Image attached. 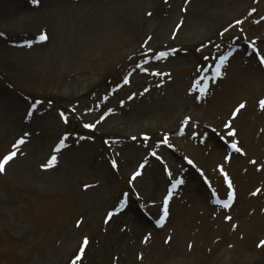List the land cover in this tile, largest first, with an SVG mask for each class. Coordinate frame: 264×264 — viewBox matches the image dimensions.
I'll return each mask as SVG.
<instances>
[{"label": "rangeland", "instance_id": "374dc122", "mask_svg": "<svg viewBox=\"0 0 264 264\" xmlns=\"http://www.w3.org/2000/svg\"><path fill=\"white\" fill-rule=\"evenodd\" d=\"M3 1L0 0V2ZM138 1L140 0H95L81 3L73 12L70 11L71 8L68 6H62L61 10H59L60 7L56 6L53 8L52 14L58 19L50 23L54 31L52 43L46 45L38 53H34L35 56L33 57L41 59L44 69H47V67L57 68L60 72L57 81L64 85H57V83L40 85L39 81L35 85L28 82L22 84L12 73V71L15 72L24 68V64L18 61H23L27 57L22 52H17L13 58H7L9 65L0 59L5 67L4 69L10 75L9 80H14L21 87L20 89L31 93V95L58 96L61 100L56 102V108H62L66 112L68 111L67 107L70 106L69 104L76 100L79 101L81 103L80 108H92L90 112L82 111V120L92 123L94 119L105 112L101 105L110 94L109 88L115 82H118L126 72L127 66L125 65L127 63L125 62L129 58V52L135 48L137 49V46L141 45L147 37L149 27L147 22L149 19H153V16L154 18L166 16L164 18L166 19L173 13L171 20H169L170 24L165 33V39L158 40L162 43L170 41L171 28L182 17L183 25L180 28V33L176 42L171 43V45L180 43L185 47L190 45L194 48L206 40H212L220 29L232 21L238 18L243 19L244 16H247L248 9L253 7L254 4L253 0H248L243 9L240 5L230 7L232 0H193L187 7V13L183 14L180 9L185 0H171L173 7L170 11H165L166 4L163 0H148L151 4L139 9V15H143L142 21L144 22L135 31V33L138 31L135 35L138 38L133 46L126 48L125 51L116 50V55H113L111 62L106 63L101 72H97L98 68L96 66L100 59H93L94 55L90 57L91 60L82 57V60H86V62L81 71L75 72L67 66L73 55L76 53L81 54L86 45L89 43L95 45L96 42L101 41L103 34L109 30L113 22ZM263 12L264 5L260 10V14ZM150 13L154 15L150 17ZM253 18H250V20ZM2 26L0 24V28H3ZM19 29H22V27L13 26L8 31ZM195 29L197 30L196 34ZM262 30H264V21L251 34L259 35ZM188 32H190L189 36L187 35ZM135 33L133 32V34ZM185 34L188 38L185 37ZM193 34L194 36H192ZM195 36L205 38L192 43L188 42L192 40L190 38H195ZM152 41V44H157V41ZM122 55L123 58L120 59ZM199 58L197 57L198 61H200ZM185 59L183 57V59L178 60L177 64L183 66ZM193 59L195 58L190 56L187 63L195 62ZM50 63L52 66H50ZM86 64H90L92 67L86 66ZM168 65L172 66V64ZM42 69L39 70V75H36L35 78H44L40 75ZM25 71L31 72V69ZM237 71L239 72L235 73ZM96 72L97 74H95ZM78 75L87 76L79 81L81 85L84 84L82 89L76 87L79 94L76 95L77 90L70 93L64 90L63 86L71 85V81H75ZM261 76L258 69L254 67V63L240 62L235 59L229 70L227 80L219 83L216 90L220 93L230 83L236 85L233 88L234 92L231 91L227 96L231 108L240 100L248 99L249 95L245 92L249 90L254 91L256 96L259 95V92H256L259 91L256 88V81ZM177 80L181 82H177ZM185 80L181 76L177 77L173 83L177 82L175 84L177 88L169 86L167 89L160 90L159 93L155 91L149 95V92H147L129 101L127 98L134 92L139 93L140 88L143 86L140 77L137 79L132 78L131 82L123 84L107 99L109 104L114 105L118 110H123V113L109 115L103 124L96 126V131L102 133L103 136L125 137L122 140H126L131 135H141V133H149L155 139H160L163 136L162 133L171 130L166 127L170 117L174 115L179 118V116H184L191 110L190 105H193L191 102L194 101L191 97L187 99L185 96L187 87H185ZM6 90L9 91L10 89L6 88ZM97 92L101 93L91 100ZM0 96H2L0 100L5 98L1 84ZM121 100L124 101V106L119 107V104H121L119 101L121 102ZM5 104V102L0 101V158L11 149L10 143L15 136L13 134L14 130L22 131L21 128V130L17 129V126L20 127L19 121L24 113L23 109L17 110L19 109L17 102L10 107L5 106ZM25 105L23 101V106L25 107ZM49 106L51 107V105ZM230 108L226 109V113L229 112ZM57 111L58 109H54L51 112L43 111L39 113L34 130L41 129L43 135L47 137L53 135V138L56 139L62 128H65L58 119ZM221 111L222 108L219 104L210 110L212 117L215 119L223 113ZM223 116H225V113ZM253 116H255V113L251 109L249 112L245 110L241 118L246 120L247 118H253ZM140 119H146L147 122H150L144 126L141 124L135 125L138 124L136 120ZM255 119L258 126L264 125V117L257 115ZM77 126L73 120L68 129L78 134H86L85 130L78 126L81 129L80 131ZM256 128L257 126L252 130L253 134ZM89 136V139L85 141L77 139L80 146L67 152L61 159L62 163L59 167L51 171H42L38 166L45 159L49 148L42 155L34 153L38 138H33L28 145L27 152L12 161L8 170L0 172V264H64L74 254L80 238L86 234L92 236V243L87 251L88 261L85 264H155L157 262L155 256L150 257L147 255H145L144 260H137V254L141 251L140 238L145 231L135 227L136 222L142 221L138 213L128 211L109 224L103 221L106 210L116 204L121 192L127 188L126 182L121 180L120 176L124 179L128 177L135 170L137 164L145 159L148 153L147 149L130 139H127V141L130 140L128 143L125 141L118 144L119 147L113 144V149L108 147L99 137ZM209 142L214 143L212 138ZM216 149L221 150L218 147ZM201 152H203V149H201ZM109 155L118 161L119 171L117 172L120 174L114 170L112 172L108 168L107 158ZM180 161L183 163L182 160ZM149 165H146L144 178L139 181L138 187L146 199L155 200L161 197L168 181L157 162H154L153 166ZM154 167L158 172L157 178L153 176L156 171ZM194 180L198 182L197 184H200L202 190L205 189L207 192L208 189L200 178L196 177ZM94 183L96 186L83 190V185ZM109 184L112 185V188L108 190L107 186ZM189 188L188 185L185 188L183 197L180 198L187 201L182 203L181 206L197 214L199 207L197 208L194 201H191L187 195ZM79 219L82 220V230L80 227L75 226V220ZM122 228L124 230H121ZM256 238L255 236L252 239L255 240ZM64 250H66L65 253H63ZM182 250L184 253L187 250L186 243Z\"/></svg>", "mask_w": 264, "mask_h": 264}, {"label": "bare ground", "instance_id": "6f19581e", "mask_svg": "<svg viewBox=\"0 0 264 264\" xmlns=\"http://www.w3.org/2000/svg\"><path fill=\"white\" fill-rule=\"evenodd\" d=\"M247 1L248 0H232L229 6L233 7L235 5H240V7L244 9ZM263 3L264 2L262 1L261 4ZM147 4L151 3L148 0H140L136 4L134 3V5L130 6L127 10H125V13H123L115 22H113V25L109 28V30L103 34L101 41L96 42L95 45L94 43H86L88 45H86L83 52L81 54L76 53L73 55L72 60L67 63V66L75 70V72L81 71L87 58H90L94 55L92 57L93 59H100L97 63L98 65L96 66L98 68L97 72H101L106 66V63L111 62V59L114 57L113 55H116V50L125 51L126 48L128 49L130 46H133L136 39L138 38L135 36L138 31L136 33L135 31L138 30L139 25H142L144 22L142 21L143 15H139V9L147 6ZM32 8L33 9H31L30 5V9H28L26 3L12 5L11 8L6 7V9L0 13V24L3 25V28L1 29L8 31L14 26L20 28L22 27L23 31L27 32L31 31L35 25H37L50 30V23L58 19L56 16L51 14V4H44V7L40 6L37 8ZM172 15L173 13H171L166 19L153 18L148 20L147 24H149V27L152 29V40L158 41L161 38H163V40L165 39V33L169 27V20H171ZM133 32L135 34H133ZM53 33L54 32L52 31V35ZM189 33L190 32L187 34L188 36ZM196 33L197 30L195 29V34ZM187 35L185 34L186 38H188ZM192 36H194V34ZM203 38L205 37L201 38L195 36V38H190L192 40L188 42H196L202 40ZM45 47L46 45L41 47L40 50ZM135 49H133L131 52H134ZM18 51L20 50L2 47L0 50V59L9 65V60H7V58L10 59L15 57ZM82 57L86 58V60H82ZM92 58H90V60ZM122 58L123 55L120 59ZM21 62L24 64V68L19 71H12V73L18 80L21 81L22 84H24L23 82H28L35 85L39 81L40 85L48 83H57V85L61 84V86L64 85L57 81L59 78L57 76L60 73L58 69L55 67H47V69H44L40 58L37 59L36 57H31L27 59V61ZM87 65L92 67L90 64H86V66ZM50 66H52L51 63ZM29 69H31V72L25 71ZM41 69L42 71L40 75H42L44 78H35L39 75V70ZM97 72L95 74H97ZM86 77L87 76L85 75H78V78H75V81H71V85H67L66 87L63 86L64 90H67L69 93L72 91L76 92V87H80L81 90L84 84L81 85V82L79 83V81ZM257 86L260 88V90H263V81L258 80ZM224 89V94H219L211 100L210 107L208 106V109H212L216 104H219L223 110L228 107L227 100L225 99L231 92L232 87L227 86ZM78 91L79 90H77L76 95ZM198 111L201 114L208 113V111L203 109ZM194 117L195 119H200L198 116ZM177 120L178 117L174 115L170 117L166 125L167 129L173 128L176 125ZM205 120L210 122L208 117H205L203 121ZM136 121H138V124L135 125L141 124L142 126L150 122H147L146 119H140ZM243 130H245V126H242V131ZM250 139L251 138L249 134L246 133V135H244V142L247 145L252 144V140ZM37 140L38 141L35 145L34 153L38 155H42L47 149L49 143L53 142L52 137H39ZM192 149L193 148H191V150ZM215 158L216 156L213 155L208 159L203 157V159L199 158V160L202 165L210 170V173L216 177L219 185L223 187L221 179L219 178L218 174L215 173L210 164V162L214 161ZM231 162L230 172L234 174L235 180L238 184L242 183V188H245L244 185H247L249 181L256 182L258 179H264V170L258 172L255 171L253 167H246L244 165L239 167L244 163V159H242V157H238L236 160ZM243 167L246 169V171H248L247 174L244 173L245 170H243ZM107 188L109 190L112 188V185L109 184ZM200 194V188L197 187L196 184L192 185L188 195H190L191 199L195 201V205L199 206L197 222L195 221L196 219L194 211H189L184 208L180 209L177 213L175 212L174 215L172 214L173 219L169 221L170 223L164 225V227L159 231L166 237L167 235H170L173 242L166 246V249H164L161 245H165V243H162V240L161 243H159V238H157L159 235H156V237H154L149 243V248H147L149 249L148 253H152V257L155 256L157 261L155 264H225V261L227 260L230 261L227 264H264V246L263 249H254L251 244L252 238L255 236H264V212H261L259 209V201H261V199L251 198L241 194L240 192L238 197V200L240 198V202H238L240 206H238L236 213L238 222H240V224L237 228H234L232 225H227V223L224 222H218L219 225L217 224V226L211 225L212 221L209 218L211 207H209L210 205L208 204L205 194L203 197H200ZM195 230L197 232L193 233ZM159 232H157V234ZM216 237H218V240H215ZM187 239L197 241L195 246L192 248L191 253L189 254L182 253L180 250V246ZM206 245L210 247H207ZM65 252L66 250H64L63 253Z\"/></svg>", "mask_w": 264, "mask_h": 264}, {"label": "snow or ice", "instance_id": "6c2138e0", "mask_svg": "<svg viewBox=\"0 0 264 264\" xmlns=\"http://www.w3.org/2000/svg\"><path fill=\"white\" fill-rule=\"evenodd\" d=\"M33 2L34 3H39V0H33ZM238 23H241V22L238 21ZM226 31H227V29H226ZM47 38L48 37H47V34L46 33H42L40 35V37H39V39L42 40V41L43 40H46ZM166 55H167V53H160V56L161 57L166 56ZM219 59H220V63L217 64V65H215V72L213 73V78L216 77V76L222 75L221 68L223 67L224 63L227 62L228 57L227 56H222ZM261 61L264 62V57H261ZM145 70H147V69H145ZM155 74L156 75H160L161 73L157 72ZM260 106L262 108H264V100H261L260 101ZM244 107H245V103H241L240 105H238V107L235 109V111L233 113V117L237 113H239V111L241 109H243ZM109 111H111V110H109ZM85 127L95 128L96 125L95 124H86ZM224 127L226 129H228V132L226 133V135L227 136H231V137L234 138L235 135H236V132H235V129L232 128V126H231V120H229L228 122H226L225 125H224ZM24 143H25L24 138H21L16 144L13 145V148L18 150L19 145L24 144ZM63 143H64L63 140H61L60 145L62 146ZM162 143H168L167 137H165V139L162 141ZM231 147L233 149H235L236 151H242V149H240L239 147H237V142H232L231 143ZM54 151L55 152L60 151V146H57L54 149ZM16 154H17V151L14 150V151L10 152L9 154H7V155L3 156L2 158H0V172H4L5 171V165L7 163H9L16 156ZM153 155H155V153H153ZM50 159H51V161H56L57 157L55 155H52ZM225 159H230V157H225ZM251 163L256 164V161L253 160V161H251ZM115 164H116V162L113 161V165H115ZM50 166H52L50 163L43 165V167H50ZM141 167H143V166H141ZM220 171H221V173H223V175L226 178L228 177V173L224 170L223 165L220 166ZM138 175H140L139 172L134 173L132 179L134 180L135 177L138 176ZM169 175H171V173H169ZM183 183H184V180L183 179L177 180L173 184V188H175L177 185L183 184ZM227 183H228L229 188H232V181H231L230 178L227 180ZM259 192H260V189H257V193H259ZM257 193H254V194H257ZM170 196H171V193H169L168 197H166L165 200H164V216H167L168 215L167 204H168V199L170 198ZM233 196H234V192H233ZM222 203L224 204V207H229L230 206L228 202H222ZM111 215L112 214L109 213V218H111ZM227 219H231V217H227ZM159 222L160 221H158V223ZM145 239H147V238H145ZM88 243H89V241H88L87 237H85V239L83 241V244L84 245H87ZM261 246H264V242H261ZM81 252H83V248L81 249ZM76 259L79 260L80 259V256L78 255L76 257ZM74 264H75V262H74Z\"/></svg>", "mask_w": 264, "mask_h": 264}]
</instances>
